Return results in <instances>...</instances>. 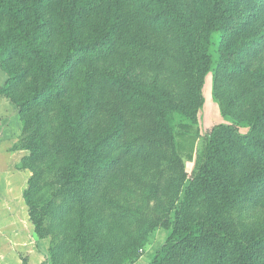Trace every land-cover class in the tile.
Here are the masks:
<instances>
[{
	"label": "rangeland",
	"instance_id": "rangeland-1",
	"mask_svg": "<svg viewBox=\"0 0 264 264\" xmlns=\"http://www.w3.org/2000/svg\"><path fill=\"white\" fill-rule=\"evenodd\" d=\"M193 1L185 3L196 12ZM238 11L246 14L243 30L250 38L245 41L264 35L259 0H238ZM0 27L6 28L4 20ZM208 39L212 61L205 70L133 67L132 79L146 87L139 103L120 101L111 85V77L124 69L121 63L96 66L91 110L78 106L69 114L70 129L84 124L74 132L60 121L55 106L24 113L20 103L31 78L11 84L13 76L0 59V264H90L74 248L76 231L91 235L92 246L104 250L105 258L92 264L150 263L197 176L212 127L229 124L239 135L248 134L264 98L261 85L254 84L256 71L264 75V43L253 45L240 74L238 66L217 70L221 32ZM64 92L62 101L71 98L74 104V93ZM28 115L34 121L30 129ZM33 134L41 143L36 159L26 148ZM236 135L215 138L186 213L230 223L245 234L264 223V181L249 186L264 161L257 140L250 145ZM62 166L68 177L58 184L56 171ZM36 194L50 201L39 222L30 214L29 200ZM187 264L206 263L195 257Z\"/></svg>",
	"mask_w": 264,
	"mask_h": 264
},
{
	"label": "trees",
	"instance_id": "trees-1",
	"mask_svg": "<svg viewBox=\"0 0 264 264\" xmlns=\"http://www.w3.org/2000/svg\"><path fill=\"white\" fill-rule=\"evenodd\" d=\"M193 2L196 12L190 11L185 0H0V19L6 22L5 29L0 27V59L13 76L11 84L31 78L30 83H26L27 86L31 84L26 88L28 95L20 103L22 111L32 113L40 107L55 106L66 128L72 132L83 129L81 122L76 123L78 129H70L69 114L78 106L85 112L91 110L92 72L96 66L102 62L121 63L124 69L111 77V85L116 88L120 101L139 103L146 87L132 79L133 67L148 65L150 69L162 70L178 66L189 74L196 69L205 70L212 61V55L206 50L211 32H221L220 47L216 51L217 70L238 66L237 71L242 74L246 66L241 64L250 57L254 44L264 43V35L255 41L244 40L250 37L243 30L246 14L238 11V0ZM259 2L264 16V0ZM151 6L155 8L154 12H149ZM247 17H253V12ZM258 72H255L254 84L261 85L263 95L264 75ZM63 81L68 83L67 86ZM64 90L74 93V104L71 98L62 101L66 95ZM32 115L36 120H42L40 114ZM24 120L30 129L34 124L31 115ZM250 125L246 135H239L237 128L229 124L212 127L202 161L198 162L197 176L187 186L174 213L171 231L149 264H187L195 257L206 264H264V223L259 229L243 234L230 223L186 213L190 195L199 175L205 171L218 135L224 132L237 134L239 141L250 145L257 140V153L264 161L262 96L260 111L253 115ZM83 137L92 141L88 132L83 133ZM34 139L35 134L27 139L30 143L26 148L36 159L41 143ZM108 141L110 138L105 140ZM263 175L264 167L259 169L249 186L263 182ZM56 176L58 184H65L68 173L62 166L57 169ZM86 196H81L84 203ZM29 204L31 216L39 222V215L50 206V201L36 194ZM74 234V248H78L90 264L105 258L104 250L92 246L91 235L80 231Z\"/></svg>",
	"mask_w": 264,
	"mask_h": 264
}]
</instances>
